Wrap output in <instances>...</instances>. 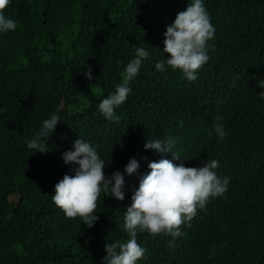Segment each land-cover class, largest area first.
Masks as SVG:
<instances>
[{
  "label": "trees",
  "instance_id": "obj_1",
  "mask_svg": "<svg viewBox=\"0 0 264 264\" xmlns=\"http://www.w3.org/2000/svg\"><path fill=\"white\" fill-rule=\"evenodd\" d=\"M235 1L206 0L215 26L206 69L225 89L220 101L200 107L187 96L181 72L155 69L156 60H166L164 33L182 0H12L5 11L18 27L0 35V264L93 263L78 222L51 202L59 162H32L26 146L53 113L61 121L53 138L95 141L110 175L123 172L125 156L139 149L145 134L167 135L171 123L188 132L193 140L181 157L187 163L217 157L231 179L227 195L213 203L215 223L199 224L197 264H264V100L259 89H246L258 74L253 66L264 69V0ZM137 47L151 59L143 62L123 111L139 131L121 141L99 104ZM216 124L227 132L223 140ZM215 227L224 249L220 263L209 253ZM160 243L173 251L167 239Z\"/></svg>",
  "mask_w": 264,
  "mask_h": 264
},
{
  "label": "clouds",
  "instance_id": "obj_2",
  "mask_svg": "<svg viewBox=\"0 0 264 264\" xmlns=\"http://www.w3.org/2000/svg\"><path fill=\"white\" fill-rule=\"evenodd\" d=\"M187 1L182 0L177 12H172L176 18L164 33L162 53L166 54V60H156L155 69L181 72L187 96L193 104L204 107L220 101L225 86L221 78L213 80L210 69H206L210 60L209 42L215 38L209 6L206 0ZM11 2L0 0V35L14 32L18 27L5 11ZM149 59L151 53L137 47L135 58L125 66L123 76L109 91L112 93L99 104L103 118L118 126L117 137L121 141L139 131L123 108L143 62ZM253 68L258 74L248 79L246 89H259V98L264 100V69L257 64ZM87 75L92 78L91 72ZM105 76L101 71L99 79ZM99 79L97 85L102 84ZM72 87L70 84L69 88ZM60 122L55 113L43 120L39 131L27 139L26 146L32 152V162L45 159L59 162L49 190L50 199L67 218L78 222L83 249L91 254L92 264H153V258L156 264H197L199 224L215 223L213 203L225 197L230 189L231 179L221 168L222 160L215 157L187 163L180 152L191 146L190 135L171 123L172 132L167 135L145 134L139 149L136 147L125 156L123 172L117 170L110 175L95 141L78 138L74 144H59L53 138ZM214 131L220 140L227 136L222 124L214 125ZM132 177L138 188L131 189ZM131 191L132 202L125 211L122 206L130 200ZM107 212L111 215L105 218ZM161 238L169 241L172 252L161 245ZM209 253L220 263L224 249L216 227L211 234Z\"/></svg>",
  "mask_w": 264,
  "mask_h": 264
},
{
  "label": "bare ground",
  "instance_id": "obj_3",
  "mask_svg": "<svg viewBox=\"0 0 264 264\" xmlns=\"http://www.w3.org/2000/svg\"><path fill=\"white\" fill-rule=\"evenodd\" d=\"M16 21H17V20H16ZM216 115H217V114H216ZM213 117H215V115H214ZM216 117H217V116H216ZM190 139H192V140H193V137H191V136H190L189 140H190ZM169 154H170V152L167 154V157H166V159L168 158ZM195 232H197V226H196ZM96 264H97V263H96Z\"/></svg>",
  "mask_w": 264,
  "mask_h": 264
},
{
  "label": "rangeland",
  "instance_id": "obj_4",
  "mask_svg": "<svg viewBox=\"0 0 264 264\" xmlns=\"http://www.w3.org/2000/svg\"><path fill=\"white\" fill-rule=\"evenodd\" d=\"M11 200H16V197H14V196H13V197H11Z\"/></svg>",
  "mask_w": 264,
  "mask_h": 264
},
{
  "label": "water",
  "instance_id": "obj_5",
  "mask_svg": "<svg viewBox=\"0 0 264 264\" xmlns=\"http://www.w3.org/2000/svg\"><path fill=\"white\" fill-rule=\"evenodd\" d=\"M172 159H173V157H171ZM171 158H169V159H171Z\"/></svg>",
  "mask_w": 264,
  "mask_h": 264
}]
</instances>
